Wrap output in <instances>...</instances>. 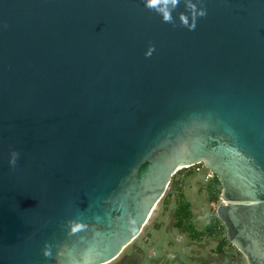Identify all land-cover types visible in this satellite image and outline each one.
<instances>
[{"label": "water", "instance_id": "obj_1", "mask_svg": "<svg viewBox=\"0 0 264 264\" xmlns=\"http://www.w3.org/2000/svg\"><path fill=\"white\" fill-rule=\"evenodd\" d=\"M192 4L172 24L142 0H0V264L110 263L196 164L264 264V0H204L188 30Z\"/></svg>", "mask_w": 264, "mask_h": 264}, {"label": "rangeland", "instance_id": "obj_2", "mask_svg": "<svg viewBox=\"0 0 264 264\" xmlns=\"http://www.w3.org/2000/svg\"><path fill=\"white\" fill-rule=\"evenodd\" d=\"M220 192L217 176L203 164L177 171L138 237L107 264H247L225 239V229L216 216ZM179 202L188 204L189 232L178 226ZM134 248L144 259L136 258ZM168 254L174 257L172 261L166 260Z\"/></svg>", "mask_w": 264, "mask_h": 264}, {"label": "clouds", "instance_id": "obj_3", "mask_svg": "<svg viewBox=\"0 0 264 264\" xmlns=\"http://www.w3.org/2000/svg\"><path fill=\"white\" fill-rule=\"evenodd\" d=\"M145 8L149 10H154L159 13L163 22L174 24L173 17L167 7L168 4L175 3V0H142ZM204 0H198L199 6L196 4L190 5L191 12L188 16H183L180 18V23L182 26L186 27L188 30H193L196 27V22L198 17H204L206 15V8L203 6ZM154 45H149L144 55L149 57L154 52ZM19 153L16 150H10L8 154V165L11 168H14L17 164ZM63 227V225H61ZM87 227V225L76 221L69 220L67 221V228L69 234L76 233L81 229ZM53 245L49 244L47 241L44 242V245L41 249V254L43 257H51Z\"/></svg>", "mask_w": 264, "mask_h": 264}, {"label": "trees", "instance_id": "obj_4", "mask_svg": "<svg viewBox=\"0 0 264 264\" xmlns=\"http://www.w3.org/2000/svg\"><path fill=\"white\" fill-rule=\"evenodd\" d=\"M189 207L188 204H185L183 202H179L178 208L175 212V217L178 221V226L181 230H186L189 232ZM186 219V220H185Z\"/></svg>", "mask_w": 264, "mask_h": 264}, {"label": "flooded vegetation", "instance_id": "obj_5", "mask_svg": "<svg viewBox=\"0 0 264 264\" xmlns=\"http://www.w3.org/2000/svg\"><path fill=\"white\" fill-rule=\"evenodd\" d=\"M222 248H220V250H221ZM133 252H135V256H136V258H138V259H144V256H143V253H140V252H138L137 251V249H133ZM150 255L151 254H149V250H148V252H147V254L145 255V257H146V259L148 260L149 258H150ZM173 256L172 255H167L166 256V260L167 261H172L173 260ZM211 264V263H210Z\"/></svg>", "mask_w": 264, "mask_h": 264}]
</instances>
